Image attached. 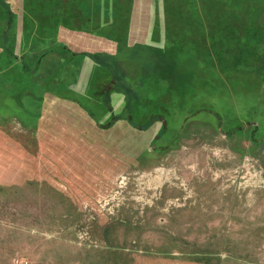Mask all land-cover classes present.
<instances>
[{"label":"rangeland","instance_id":"rangeland-1","mask_svg":"<svg viewBox=\"0 0 264 264\" xmlns=\"http://www.w3.org/2000/svg\"><path fill=\"white\" fill-rule=\"evenodd\" d=\"M0 264H264V0H0Z\"/></svg>","mask_w":264,"mask_h":264},{"label":"trees","instance_id":"trees-1","mask_svg":"<svg viewBox=\"0 0 264 264\" xmlns=\"http://www.w3.org/2000/svg\"><path fill=\"white\" fill-rule=\"evenodd\" d=\"M4 9L5 10H7V13H10V11H9V9L6 7V5H4ZM238 36H237V35ZM235 35L237 36V38H239V34L238 33H236ZM174 45H176V44H174ZM182 45V44H181ZM180 46V45H179ZM93 60V59H92ZM94 61V60H93ZM238 62H239V60H238ZM239 66V65H238ZM237 68H239V67H237ZM150 78V80H152V78H151V76L150 77H147L146 78V80L147 79H149ZM157 78V80L159 81V82H164V80L165 81H168V82H171V80H173L174 78H173V73L170 71V72H167L166 74H163V76L161 77V78H158V77H156ZM157 85H158V87H157V93H160V92H162V88L160 89V85L158 84V82H157ZM156 93V94H157Z\"/></svg>","mask_w":264,"mask_h":264},{"label":"crops","instance_id":"crops-1","mask_svg":"<svg viewBox=\"0 0 264 264\" xmlns=\"http://www.w3.org/2000/svg\"><path fill=\"white\" fill-rule=\"evenodd\" d=\"M7 32V31H6Z\"/></svg>","mask_w":264,"mask_h":264}]
</instances>
